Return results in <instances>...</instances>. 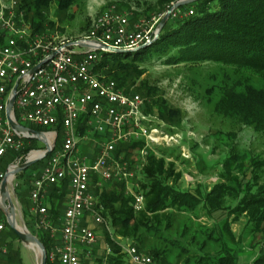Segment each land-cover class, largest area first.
<instances>
[{"label": "trees", "instance_id": "obj_1", "mask_svg": "<svg viewBox=\"0 0 264 264\" xmlns=\"http://www.w3.org/2000/svg\"><path fill=\"white\" fill-rule=\"evenodd\" d=\"M178 1L156 0L153 7L146 0H137V5L143 3L147 13L153 9L157 13H164ZM18 3V10L23 12L26 22L31 24L34 31L46 33L58 28L57 22L49 16L52 5L56 4L55 15L61 17L69 13L77 0H21ZM179 10H191L194 14H184L170 20L164 25L158 40L147 48L126 54H104L95 71L115 81L126 94H137L147 99V113L157 115L168 122L170 127L183 129L180 111L170 108L162 99L156 100V90L145 80L136 85L145 74L141 67L161 62L171 66H189L193 68L190 69L192 71L198 66L213 65L217 73L210 79L216 83L203 95L204 104L209 106L213 115L233 125L249 127L264 137V0H199ZM30 128L38 132L46 131L37 127ZM80 128L81 134H85L86 128ZM95 138L101 139L99 136ZM37 143L36 140H25L23 149L13 151L4 159L0 173L5 174L9 166L19 158H23L22 163H25L26 157L37 150ZM56 143V148H60L61 143ZM144 144L143 141L123 144L117 154L125 153L126 160L134 162L135 153ZM51 156L48 155L46 160ZM45 162L40 161L17 175L24 218L32 225L36 218L27 211L33 206L30 195L34 174L45 166ZM237 163L239 157L235 154L233 159L228 158L223 164L221 183L214 185L210 191L198 187L193 193L180 188L182 174L176 172L173 163H167L164 158L149 156L140 172L145 180L141 184L145 198V208L141 212L135 210V199L127 194L123 182L113 183L100 193L102 215L109 222L112 234L106 228L98 230L109 248L99 263L132 264L116 240L122 238L132 241L133 247L140 254L150 257L153 264H239L233 245L237 242L227 222L223 226L225 235H219L215 229L197 223L196 219L191 220V224L185 223L175 232V236L167 235L173 229L178 213L191 214L199 219H212L217 212L227 210L228 216H236L233 221L244 215L248 218L254 236L252 247L258 236L264 241V160L251 159L252 179L244 188L234 174L236 168L240 170ZM67 196L66 182L62 186H52L50 196L44 202L49 220L60 227ZM228 198L233 199V204L223 207ZM0 219L4 223L0 241L8 248V252L0 254V264H23L20 250L14 243L20 242L18 235L3 215ZM194 223L198 225L196 228L191 226ZM37 237L48 255L58 243V239H53L49 233L40 229ZM149 237L169 245V248L150 244ZM47 264H50L49 260ZM252 264H264V252Z\"/></svg>", "mask_w": 264, "mask_h": 264}, {"label": "built area", "instance_id": "obj_2", "mask_svg": "<svg viewBox=\"0 0 264 264\" xmlns=\"http://www.w3.org/2000/svg\"><path fill=\"white\" fill-rule=\"evenodd\" d=\"M18 7V1L13 0V9L5 10L0 0V167L10 153L24 148L25 140L38 141L36 136L17 133L11 127L7 108L15 94L12 119L27 128L46 130L42 139L54 147L51 158L41 160L46 161L45 166L34 174L30 196L38 229H52L44 205L50 188L68 184L58 243L49 262L84 264L94 258L98 230L112 231L102 215L100 193L113 183L123 182L127 194L135 199V210L141 212L139 201L145 198L133 183L141 176L149 155L159 156L155 147L167 151L184 143L165 138L164 132L149 135L139 120V113L147 112L146 100L137 94H126L115 81L93 71L99 51L143 43L160 32L158 25L164 15L133 25L129 16L110 8L101 17L98 35L62 50H51V41L60 35L35 32ZM183 15L178 10L173 17ZM90 103H97L94 117H87ZM149 115L156 118L155 114ZM80 127L86 128L85 134H81ZM95 136L101 139L97 141ZM59 140L61 146L57 149ZM141 141L145 144L135 153L136 165L131 170L125 153L117 152L123 144ZM81 146L88 147V153L81 155ZM22 161L17 159L8 170L24 164ZM5 176L0 173L1 182ZM3 230L4 224H0V232ZM106 249L109 252L108 246ZM1 253L6 252L0 250ZM125 253L132 264H152V259L135 247L126 248Z\"/></svg>", "mask_w": 264, "mask_h": 264}, {"label": "rangeland", "instance_id": "obj_3", "mask_svg": "<svg viewBox=\"0 0 264 264\" xmlns=\"http://www.w3.org/2000/svg\"><path fill=\"white\" fill-rule=\"evenodd\" d=\"M16 1L20 2L21 0ZM146 1L153 7L155 6L156 0ZM110 8H115L119 13L129 16L130 22L133 25L144 20H150L155 16H165L170 10L168 9L164 13H157V10L155 11L153 9V11L147 13L145 12L143 3H140V6L137 5V0H77L76 5L72 7L66 16L57 17L55 15L57 6L54 3L50 9L49 16L51 20L57 22L58 28L52 32L58 33L66 38H77L89 31L93 18ZM181 12L186 15L189 13L183 10ZM175 19L177 18L172 15L169 21ZM60 20H63V22ZM82 30L85 31L83 32ZM141 68L145 71V74L136 82V85H139L142 80H145L149 86L156 90V95L154 96L156 100L160 101L162 99L167 106L180 111L182 114L180 124L183 125V129L176 127L179 130H185L184 135L186 136V141H184L182 147L162 151L159 156H156L157 158H164L167 163H173L176 166V172L182 174V178L179 181L180 188L193 193L198 187L202 188L203 191H210L214 185L222 182L220 176L224 170L223 164L228 158L233 159L235 154L239 157V163L237 164L240 170L236 168L234 174L239 178L244 188L252 179V170L249 164L251 163V159L257 158L264 160V137L249 127L236 126L223 118L213 115L209 106L204 104L203 95L209 91L207 89L212 88L216 83L210 78L217 73L215 72L217 68L213 65H203L190 71L193 68L189 66H171L161 62L142 65ZM160 120L165 122L161 118ZM166 125L170 126L168 122ZM96 140L98 141L97 138ZM37 142V150L33 154L45 151L46 149L44 143ZM59 142L61 143L60 140ZM88 151V147L81 146V155H85ZM127 161L130 163V169L132 170L133 166L136 165L134 163L135 158L134 162L132 160ZM144 181L143 177L138 176V179L133 183V187L137 186L141 190V184ZM13 199L17 208L15 215L18 225L20 227L26 226L29 232L37 236L39 231L37 221L33 225L25 221L22 211L23 208L18 200L15 199L14 194ZM233 202L232 198H228L223 207L231 206ZM0 211L4 213L1 204ZM190 215L178 213L177 220L173 225L174 227L167 235L170 237L175 236V232L179 231L185 223L191 224V220L194 219H196L197 223L206 225L207 228L215 229L217 234L225 235L226 231L223 229V226L227 222L230 224V229L237 242V244L233 245L238 255L239 264H252V261L264 252V241L261 239V236L256 238L255 246L252 247L254 236L251 234L248 218L245 215L240 216L236 221H233L236 216H228L227 210H223L220 213L217 212L212 219L209 217H200L199 219ZM49 221L51 222L52 229L45 232L49 233L53 239H58L61 227L56 225L57 223L52 220ZM197 223L191 226L196 228L198 226ZM98 235L100 237L98 239V246L95 248L94 258L88 262L86 261V264H103L99 263V259L102 258L103 253L107 250L105 249L106 243L103 240L104 236L101 233ZM117 239L124 246V253L126 248L133 247L134 245L130 240ZM18 242L14 241L15 247L20 250L24 264H40V256L37 249L22 246ZM149 243L158 244L162 248H169V245L159 240L157 241L153 237H149ZM128 260L131 262L129 256Z\"/></svg>", "mask_w": 264, "mask_h": 264}, {"label": "water", "instance_id": "obj_4", "mask_svg": "<svg viewBox=\"0 0 264 264\" xmlns=\"http://www.w3.org/2000/svg\"><path fill=\"white\" fill-rule=\"evenodd\" d=\"M197 1H199V0H179L177 3H175L170 8V10L165 14L160 25H158L160 32L163 30V28L165 27L164 25H166L168 23L169 19L172 17V15L176 11H178L182 7L192 5V4L196 3ZM145 48H147V47H145ZM114 53L126 54V53H130V52H128L126 50H114ZM14 101H15V94L13 95L12 99L9 101L10 103L8 105V108H7V110H8L7 116L9 117L11 127L17 133H24V134L36 136L37 137L36 139L39 142H42L45 144L46 150L44 151V154L42 157H39L36 159L30 158L24 164L14 165L11 169L7 170L5 179L3 180L2 185H1L0 204L4 210L8 225L11 227V229H13L16 232V234L18 235L21 242L24 245L29 246V247L34 246V248L37 249V251L39 253L40 264H47L48 254H47L46 248L44 247L42 242L39 241L37 236H35L31 232H29L28 229L26 228V226L20 227L18 225L16 215H15V206H14L13 202L11 201L10 187L9 186L13 185L15 178L18 174L22 173L23 171L28 170L29 168H31L33 165H35L36 163L43 160L48 155H51L54 147L51 146L50 144H48L44 139H42V135H43L42 132H38V131L32 130L30 128L21 126L12 119L11 114H12V109L14 106Z\"/></svg>", "mask_w": 264, "mask_h": 264}, {"label": "bare ground", "instance_id": "obj_5", "mask_svg": "<svg viewBox=\"0 0 264 264\" xmlns=\"http://www.w3.org/2000/svg\"><path fill=\"white\" fill-rule=\"evenodd\" d=\"M1 5L4 6L5 10H12L13 9V0L6 1L1 0ZM107 11V10H106ZM105 11L97 15L95 18H93V21L91 23L90 29L88 32L83 33L82 35L78 36L77 38H66L62 35H60L59 38H57L56 41H51V50H62L65 49L67 46H74L75 42H82L87 37H91L94 35L99 34V23L101 21L102 15H104ZM194 14V11H190L187 15L192 16ZM160 16V15H159ZM160 37V32L158 34H155L153 37L146 38V40L143 43L136 44L135 46L128 47V48H119L117 50H126L128 52H137L145 47H148L155 43L158 38ZM106 53H114V49H107L103 51H99V58L96 60V63L94 65V73L96 75H100L97 73L96 68L97 65L100 63V61L103 58V55ZM97 110V103H90L87 105V117H94V113ZM139 120L142 125V129H146L149 131V135H156V133H163L165 138H175L176 142H184V132L185 130H179L177 127H170L166 124H161L160 118L156 115V118H150L149 113L147 112H141L139 113ZM162 147H155V154H161ZM44 152H39L33 154L30 158L36 159L41 156H43ZM150 156V155H149ZM151 157V156H150ZM138 178H136L137 180ZM139 190V189H138ZM139 208L144 209L145 203L144 201H139ZM31 249H35L34 246H31ZM51 261V253L48 255L47 261Z\"/></svg>", "mask_w": 264, "mask_h": 264}, {"label": "crops", "instance_id": "obj_6", "mask_svg": "<svg viewBox=\"0 0 264 264\" xmlns=\"http://www.w3.org/2000/svg\"><path fill=\"white\" fill-rule=\"evenodd\" d=\"M40 168V167H39ZM41 170V168L39 169V171ZM31 173H32V171H31ZM3 182V181H2ZM2 182H0V190H1V185H2ZM18 188H19V182H18V180H17V176H16V178H15V181H14V183H13V185H11V187H10V196H11V201L13 202V204H14V206H15V214H16V211H17V208H16V204L14 203V199H13V194H14V197H15V199L16 200H18V202H19V204L22 206V208H23V217L25 216V214H24V207H23V204H22V202H21V199H20V193L18 192ZM12 190V191H11ZM0 198H1V196H0ZM31 198V197H30ZM67 198H68V196H67ZM67 201H68V199H67ZM31 203H32V205H33V202H32V200H31ZM33 218H35V215H34V209H33V206L31 207V209L30 210H28L27 211ZM4 216V218H5V220H6V222H7V219H6V216H5V213H3V212H1V214H0V218H1V216ZM1 220V219H0ZM24 220H25V218H24ZM0 224H4L3 222H0ZM2 232V231H1ZM1 232H0V234H1ZM100 237V236H99ZM2 238H1V235H0V240H1ZM120 239V238H119ZM9 241V240H8ZM7 241V242H8ZM117 241L120 243V244H122L121 242H120V240H118L117 239ZM18 243H21V245L22 246H26V245H24L22 242H21V240H20V242H18ZM22 246H21V249H22ZM98 246V244L96 245V247ZM107 246V245H106ZM26 247H29V246H26ZM30 248V247H29ZM106 249V248H105ZM0 250L1 251H4V252H8V248L4 245V244H2L1 243V241H0ZM5 254V253H4ZM23 258V257H22ZM23 264H24V262H23Z\"/></svg>", "mask_w": 264, "mask_h": 264}]
</instances>
